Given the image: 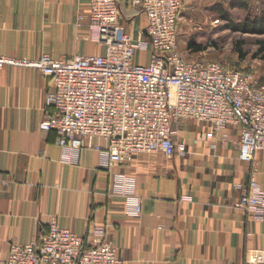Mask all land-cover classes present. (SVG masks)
<instances>
[{"label": "crops", "instance_id": "0c3cea01", "mask_svg": "<svg viewBox=\"0 0 264 264\" xmlns=\"http://www.w3.org/2000/svg\"><path fill=\"white\" fill-rule=\"evenodd\" d=\"M227 1L183 0L179 22L207 31L222 20ZM118 2L125 32L146 37L145 16L132 0ZM87 9L88 0H0L1 54L30 61L103 54L87 41L85 29L75 28L77 11ZM181 25L177 48L191 58L202 50L195 53L189 44L201 46V38L189 39ZM142 56L135 62L146 63ZM50 90V80L36 69L0 70V264L11 245L37 240L52 221L85 240L95 227H107L124 264H244L247 250L264 251V222L252 221L237 206L250 180V165L239 158L238 127L200 139L208 127L186 121L176 136L184 156L138 154L112 167L136 180L142 210L130 218L122 200L110 195V174L98 167L93 149L85 145L77 165L60 163L56 134L39 129ZM254 165L264 191L263 150L255 153Z\"/></svg>", "mask_w": 264, "mask_h": 264}, {"label": "built area", "instance_id": "2783aa9c", "mask_svg": "<svg viewBox=\"0 0 264 264\" xmlns=\"http://www.w3.org/2000/svg\"><path fill=\"white\" fill-rule=\"evenodd\" d=\"M132 5L146 18V37L133 39L125 32L118 0H88L87 11H77L75 28L85 29L87 41L103 54L41 55L30 61L0 51V70L32 68L50 80L39 129L56 134L62 164L77 165L85 145L93 149L98 167L110 174V195L122 200L130 218L142 210L136 180L112 167L138 154L184 156L186 147L176 136L186 121L208 127L200 139L238 127L239 158L250 165V180L237 206L252 221L264 222V191L254 165L255 153L264 151V85L231 65L179 52L183 0H132ZM139 53L146 63L135 62ZM94 139L102 144H92ZM106 228L95 227L85 240L52 221L37 240L11 245L4 264H124ZM244 264H264V251L247 250Z\"/></svg>", "mask_w": 264, "mask_h": 264}, {"label": "rangeland", "instance_id": "374dc122", "mask_svg": "<svg viewBox=\"0 0 264 264\" xmlns=\"http://www.w3.org/2000/svg\"><path fill=\"white\" fill-rule=\"evenodd\" d=\"M225 4V13L236 25L245 20L257 19L264 12V0H228ZM215 17L219 18L217 15ZM219 19L213 21V25L204 32L197 30V23L179 22V25L182 23L184 29L190 33L189 39L193 37L198 41L201 38L200 43L204 47L201 53L191 56L190 59L211 60L231 65L236 69L250 73L258 83L264 85L263 54H258V43L264 40V36L243 34L225 28V21ZM185 41H188V38ZM240 42L241 52H238L235 44ZM139 54L135 57L138 61L142 58ZM242 54L244 55L243 58L241 57Z\"/></svg>", "mask_w": 264, "mask_h": 264}, {"label": "trees", "instance_id": "16d2710c", "mask_svg": "<svg viewBox=\"0 0 264 264\" xmlns=\"http://www.w3.org/2000/svg\"><path fill=\"white\" fill-rule=\"evenodd\" d=\"M222 20L225 21V28L232 29L234 31L241 32L243 34L254 35V36H264V12L262 15L254 20H245L244 22L236 25L232 22L230 17L224 13L222 15ZM259 51L258 54H263L262 58L264 60V40L259 41ZM189 48L193 52H198L204 49L202 46H196L193 42L189 44ZM235 48L238 52H241V42L235 44ZM243 54L241 57L243 58Z\"/></svg>", "mask_w": 264, "mask_h": 264}, {"label": "water", "instance_id": "95a60500", "mask_svg": "<svg viewBox=\"0 0 264 264\" xmlns=\"http://www.w3.org/2000/svg\"><path fill=\"white\" fill-rule=\"evenodd\" d=\"M146 35V34H145Z\"/></svg>", "mask_w": 264, "mask_h": 264}]
</instances>
